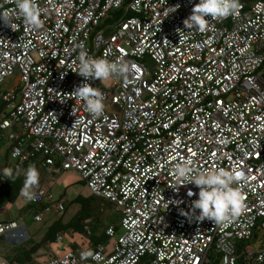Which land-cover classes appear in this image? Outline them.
Here are the masks:
<instances>
[{"label": "built area", "instance_id": "obj_1", "mask_svg": "<svg viewBox=\"0 0 264 264\" xmlns=\"http://www.w3.org/2000/svg\"><path fill=\"white\" fill-rule=\"evenodd\" d=\"M35 2L33 28L13 15L15 0H0L12 24L0 21V86L18 81L2 95L8 169L40 152L55 171H75L124 231L109 225L110 248L71 250L47 264H210L209 253L217 264H264V0H236L203 30L183 25L198 0ZM81 51L125 67L103 84L87 80L103 97L97 117L71 92L85 80L75 72ZM179 161L230 172L239 213L219 224L183 215L198 187L177 181ZM31 202L37 222L65 210L46 187ZM17 226L0 222V237Z\"/></svg>", "mask_w": 264, "mask_h": 264}, {"label": "clouds", "instance_id": "obj_2", "mask_svg": "<svg viewBox=\"0 0 264 264\" xmlns=\"http://www.w3.org/2000/svg\"><path fill=\"white\" fill-rule=\"evenodd\" d=\"M235 8L236 0H198L193 5L190 14L184 18L183 25L187 29L203 30L208 21L207 17H211V19L224 17L232 13ZM174 11L175 6H170V12ZM13 15L21 18L24 24L33 28L39 25L35 0H15ZM0 21L12 27L9 17L3 12H0ZM75 72L84 77L85 80L71 92L76 99L83 102L84 109L92 117L101 115L104 110L102 94L98 89L91 86L87 80L99 79L101 84H103L111 78L122 75L125 72L124 65L120 64L117 67L105 58L91 57L81 51L77 56V70ZM2 173L5 178L11 175L8 168H4ZM174 174L177 181L183 180L185 181L183 184L192 183L198 187L196 199L191 201L189 211L182 212L183 215L196 221L208 219L219 224L226 222L231 216L239 213L241 194L238 188L232 186L234 176L230 172L224 169L193 170L187 161H179L174 165ZM37 178L38 172L36 168L29 165L24 171V184L21 188V191L26 196L29 193L25 189L30 185H34ZM175 185L181 184L176 183ZM188 195H193L191 190L188 191ZM169 202L178 203V201ZM196 210L199 211L197 212Z\"/></svg>", "mask_w": 264, "mask_h": 264}, {"label": "trees", "instance_id": "obj_3", "mask_svg": "<svg viewBox=\"0 0 264 264\" xmlns=\"http://www.w3.org/2000/svg\"><path fill=\"white\" fill-rule=\"evenodd\" d=\"M124 14V10L121 9L119 11H115L111 14V18L105 21L106 24L112 23L116 21ZM7 82L0 86V116L5 113L6 104L2 99V95L6 90ZM1 124V120H0ZM14 131L16 128L13 129ZM13 144L8 141V135L0 128V151L5 149L3 153V157L1 158L2 165L0 168V174L4 168H8L10 159H9V149ZM32 165L35 168L37 167H49L45 164V158L42 156L40 152L34 153L32 157H30L18 170H14L11 172V175L7 177V181L4 184L0 185V205L2 204H14L22 195L21 188L24 184V171L29 166ZM82 185L85 186V183L80 179ZM62 198V197H61ZM98 198L90 195L88 197L79 196L75 198L72 203H77L80 205L79 212L66 224H63L62 220H58L54 222L47 230L44 241H53L56 236L65 231H73L76 233H86L90 235V239L92 242L93 247L97 244H105L109 245L111 240L110 237L106 235V228L109 225L105 226L104 228L100 229L102 226V222L100 218H94L96 215L98 208L93 206V202L96 201ZM31 204L39 209L36 205L32 202ZM107 204V203H106ZM109 205V204H108ZM33 208V207H29ZM93 226L90 227L89 223H93ZM115 225V224H114ZM99 228V229H97ZM115 231L118 234L119 228L115 225ZM40 246L36 245L33 248L25 251L24 253L18 255L14 261L25 262L30 260L31 254L35 252V250ZM74 250V249H73ZM92 253V249L89 250V254ZM208 259L210 264H217L218 263V256L213 255L212 253L208 254ZM237 264H248L243 258L239 259Z\"/></svg>", "mask_w": 264, "mask_h": 264}, {"label": "crops", "instance_id": "obj_4", "mask_svg": "<svg viewBox=\"0 0 264 264\" xmlns=\"http://www.w3.org/2000/svg\"><path fill=\"white\" fill-rule=\"evenodd\" d=\"M3 157V152L0 151V158ZM38 178L34 185L29 186V202L30 204L26 206L20 207L16 213H12L16 202L14 204H6L12 205L7 206L6 208L0 209V222L9 223L16 222L18 224L17 228L9 231L4 236L0 237V264H10L15 258L33 248L36 245L40 246L35 250L33 254H31L30 260L23 262L24 264H47L48 261L52 258H59L64 256L68 251L71 250H90L93 248L92 242H90L89 247L80 246L75 240L70 241L69 243L63 245L64 237L66 232H62L56 236L53 241H44L45 234L40 233L37 230L27 229L25 226V222H20V218H23V214L21 212L26 211V209H33L34 212V220L35 216L38 213V209L31 204V196L32 194L40 189L41 187H46L50 190V184L53 182L52 176L60 171L53 172L49 167H37ZM18 203V202H17ZM33 208H29V207ZM45 216L43 217L44 221ZM41 221V222H42ZM63 222V221H62ZM68 223V222H67ZM63 224H66L63 222ZM50 227V226H49ZM48 227V228H49ZM71 231V230H70ZM72 232V231H71ZM76 233V232H73ZM86 234V233H82ZM74 237V235H72Z\"/></svg>", "mask_w": 264, "mask_h": 264}, {"label": "rangeland", "instance_id": "obj_5", "mask_svg": "<svg viewBox=\"0 0 264 264\" xmlns=\"http://www.w3.org/2000/svg\"><path fill=\"white\" fill-rule=\"evenodd\" d=\"M17 84L18 81L16 78H14L7 81L6 87L8 88L11 85ZM2 152L4 153L5 149H2ZM49 169H52L54 172L53 168L49 167ZM52 179L53 182L50 184V190H48L51 192L55 199H62L64 201L65 210L60 213H45L44 221L37 222L34 220L35 213L32 212L33 209H26V211L21 212L23 214V218H20V222H23V224L25 222L26 228L30 229V231L37 230L40 233L45 234L48 227L51 226L54 222L58 220H62L64 223L69 222L80 210V205H78L77 203H72V201L79 196L88 197L91 195L87 187L81 184L79 175L75 171L64 170L60 171L59 173H56L55 175L53 173ZM25 191L27 193H30L29 187L25 189ZM17 202L12 213H16L17 210L20 209V207L30 204L29 195L26 196L23 192ZM7 206L12 205L2 204L0 205V209L6 208ZM93 206L98 208L96 215H94V218H100V221L102 222V226H100V229L104 228L109 224H115L119 228L120 219L118 215L114 212L110 204L108 205V203L106 204L105 201L97 199L93 202ZM94 223L95 222L89 223V226L92 227ZM123 232L124 231L122 230V228H119L117 236L122 235ZM72 235H74V237ZM72 240H75L80 246L83 247H89L91 242L90 235L88 234H80L73 233V231H67L64 237V242H62V244L65 245ZM113 242L114 239H111L108 245L109 248L112 246Z\"/></svg>", "mask_w": 264, "mask_h": 264}]
</instances>
